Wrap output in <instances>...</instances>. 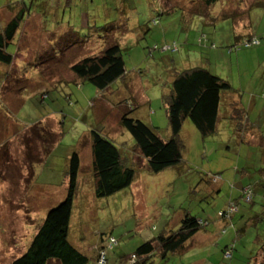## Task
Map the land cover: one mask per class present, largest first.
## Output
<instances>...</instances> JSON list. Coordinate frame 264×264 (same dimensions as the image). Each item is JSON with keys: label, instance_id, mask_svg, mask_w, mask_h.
Masks as SVG:
<instances>
[{"label": "rangeland", "instance_id": "rangeland-1", "mask_svg": "<svg viewBox=\"0 0 264 264\" xmlns=\"http://www.w3.org/2000/svg\"><path fill=\"white\" fill-rule=\"evenodd\" d=\"M11 1L16 0H0V6ZM24 1L30 8L29 15L37 17L29 23L26 41L30 50L26 56H30L32 64L26 70L33 67V75L36 69L43 70L48 78L41 82L46 86L42 90L36 89L39 82L32 75L17 81V92L22 93L23 101L18 100L14 115L23 123L47 120L48 127L55 131L45 136L48 154L42 160V155H35L40 138L34 129L27 139L32 145L33 157L30 156L35 175L31 191L23 189L25 176L21 163L4 162L8 157H3L5 170L10 171V167L14 170L10 175L14 188H0V264H10L28 247L42 219L40 208L36 209L40 203L51 208L64 198L67 163L73 151L82 158L81 165L84 162L81 184L86 189L79 194L80 198L76 192L80 210L77 207L73 222L76 220L80 233L69 232L68 239L89 256L88 264L97 259V250L103 242L100 236L116 240L114 246L105 248L104 264H264L262 251L254 258L264 236L257 245L253 242L257 233L264 232V221L246 227L245 234L235 239V229L243 226L248 217H241L238 223V213L231 223L215 231L219 211H225L230 201L238 197L228 171L224 170L225 163L235 159L238 150L231 126L226 127L221 115L217 132L207 137H202L185 119L179 132L181 161L158 173L147 170L131 135L119 124L121 114L129 112L153 127L161 138H168L171 133L163 99L170 91L174 73L195 66L206 67L226 80L231 89L222 94L241 97L246 107H249L247 98L256 91L264 97V7L253 6L242 18L234 5L230 11L234 15H220L226 5L224 0H219L213 6L216 12L209 15L200 14L194 0H68V4L67 0ZM44 2L55 12L44 13L39 8ZM105 24L113 27L110 34L109 28H101ZM249 37L257 39V43L245 46ZM110 38L118 39L122 49L124 75L102 90L89 81L76 80L70 66L100 52ZM15 49L10 44L7 51L15 54ZM27 81L30 86L22 87ZM259 123L264 125V115ZM91 129L110 138L135 168L129 187L103 198L88 192L92 178L87 175L89 165L85 162L91 158ZM222 134L232 137L229 144L227 139H220ZM252 149L258 158V147ZM213 185L221 190L211 192ZM238 198L241 209L249 215L264 206V193L253 194L251 207V202L241 195ZM183 211L198 219L209 217L211 230L220 236L218 251L214 244H193L164 259L155 255L145 263L129 260L142 242L165 228L176 230ZM226 243L235 245L230 258L224 255L228 245L220 248Z\"/></svg>", "mask_w": 264, "mask_h": 264}, {"label": "trees", "instance_id": "trees-1", "mask_svg": "<svg viewBox=\"0 0 264 264\" xmlns=\"http://www.w3.org/2000/svg\"><path fill=\"white\" fill-rule=\"evenodd\" d=\"M194 1H197V3L195 2L196 8L200 14L209 15L210 12H216V10L213 11V6L219 0ZM224 1L226 5L220 11V15L224 14V16L234 15L235 12H230L233 10V5L241 11L242 18L245 17L244 14L249 8L253 6L264 7V0ZM21 11L0 28V62L2 63L8 64L12 61L13 55L7 49L10 44L14 43L23 23V15L26 12ZM110 24L101 27L103 30L109 28V34L113 28ZM74 37L77 35L75 34ZM255 41L257 39L249 37L244 45L250 46ZM70 70L75 75L76 80L89 81L100 90L106 88L111 82L124 75L122 49L118 39L112 40L110 38L109 43L106 42L105 47L100 52L77 60L70 66ZM230 89L231 86L226 80L211 73L206 67L185 68L174 73L170 91L163 99L171 133L168 138H161L153 127L130 116L129 112L121 114L119 124L131 135L135 148L146 161L147 170L151 173H158L177 165L181 161L182 145L179 132L185 119L194 125L202 137L216 133L220 96L221 93ZM231 106V118L237 119L236 121L239 123L237 128L240 127V122L247 126L249 121L246 119L244 109L237 104H231ZM252 128L253 125L247 129L251 130ZM90 139L91 171L95 197H107L129 187L135 177V168L128 163L125 154L110 138L97 129L90 130ZM79 168V154L77 151H73L67 163L64 198L46 211L26 250L14 257L10 264H88L89 256L74 247L68 239L69 224L73 215V205L78 186ZM251 188L254 194V189L252 186ZM230 202L238 205L234 199ZM261 215L260 219L254 222L255 225L264 220V210ZM220 218L225 219L223 216ZM204 224L203 219L199 220L189 212L183 211V217L176 230L160 232L157 236L142 242L135 248L132 254L136 255V259L132 263H145L155 255L163 259L166 258L169 254L182 249L185 242ZM258 239H260L259 236ZM101 241L103 242H101L100 247H104L105 239L103 240L102 236ZM261 249H264V244ZM232 250L233 246L231 247V254Z\"/></svg>", "mask_w": 264, "mask_h": 264}, {"label": "crops", "instance_id": "crops-1", "mask_svg": "<svg viewBox=\"0 0 264 264\" xmlns=\"http://www.w3.org/2000/svg\"><path fill=\"white\" fill-rule=\"evenodd\" d=\"M17 1V0H16ZM11 1L7 2L5 5L0 6V28L14 15H16L18 12H23L25 11L26 18L23 15V23L21 24V27L15 37L14 44L15 45V50L17 53L13 54L12 61L10 63H2L0 62V151L1 153V159H0V188H6V189H12L14 186L12 185V182H10V175L13 173L12 171L13 168L10 167L9 170H5L6 167L3 166V157H8L4 160V162L8 161L12 163H21V168L23 170L24 174V185L23 189L31 191L32 189V184H33V177L35 176L33 173V163H32V158L33 154L32 152L30 153V150L32 148V145L27 141V139L32 136V131L34 129L35 134L40 138V143H38V148H36L35 155H42L41 160L45 157H47L48 151V143L45 140L46 134L48 135L49 131H55L54 128L51 129V127H48V122L47 120H38L36 122L32 123H23L19 120H17L16 116L14 115V110L17 108V102L18 100L23 101V97H21L22 93H18V83L17 81L20 79H27L28 76L32 75L34 76L38 82L39 86L36 87L37 90H42L46 86L43 85L41 82H46L47 81V75L43 73V70L36 69L33 75V67L30 69V71L26 70V66H29L32 64V61L29 56L27 58L26 54L30 50L28 45L29 41H26L27 38L30 35L29 31V23L32 18H37L36 16H30V8L25 5V1ZM16 2V3H14ZM45 5H42L41 3L39 4V8L45 13H54L55 11L53 10L52 7L46 6V2H44ZM69 1L67 0L66 4H68ZM38 2L34 3V5H37ZM32 9V8H31ZM37 10V8H36ZM30 86L29 81H27L22 87ZM24 92V91H23ZM257 93L251 94L247 100L248 106L246 107V103H244L243 99L241 97H233L231 95H228V93L222 94L220 96V103H219V112L218 115L224 118L226 120L225 125L226 127L229 128L231 126L232 134L234 135L233 138H235V143L237 146V155L235 159L229 157V159L225 164L226 167L224 170L228 171L229 176L231 177V182L233 185H235V193L238 194V197L242 190V188L246 185H251L254 189V194L255 193H264V125L263 123H259V118L264 115V97L259 95L258 91ZM221 103L223 104V111L221 112ZM231 104H237L238 106L242 107L245 111L246 119L249 121V124L245 126L243 122H240V127L237 128V119L234 120L231 118ZM256 107H259L257 110V113H254L253 111L255 110ZM19 121V122H18ZM51 124V123H50ZM219 124V123H218ZM52 125V124H51ZM251 125H253V128L251 130H248ZM34 127V128H33ZM248 128V129H247ZM218 130V128H217ZM216 130V132H217ZM230 136H224L223 134L220 135V139L224 141V139H227V144L231 141ZM49 142V141H48ZM53 144V143H52ZM51 144V145H52ZM89 145V138L87 139V148ZM253 146L258 147V158L253 154ZM226 147H229V145H226ZM245 154L242 156V149L245 148ZM41 148V149H40ZM37 152V153H36ZM40 152V154H38ZM17 154L19 157H17ZM31 155V156H30ZM224 158V159H226ZM82 160V158H80ZM81 160H80V168L78 172V188H77V197H79V194H81L83 191H85L86 188L82 187L84 185L81 184L82 180V165L84 162L82 161L81 165ZM128 161L130 159L128 158ZM132 161V160H131ZM10 164V163H9ZM89 165V168L87 167L86 169L88 170L89 175L92 178V171H91V158L89 157L88 161L85 162V165ZM226 179L222 180L223 182ZM91 187V188H90ZM66 189V186H65ZM205 192H207L205 189H203ZM221 189L213 185V189L211 192L217 193ZM27 191V192H28ZM94 193V183H93V178L91 184L88 186V192ZM29 194V193H27ZM30 195V194H29ZM94 195V194H93ZM235 197L233 198L236 200V202L239 204V198ZM45 199H48V196L45 193ZM79 199L74 200V205H73V214L77 216L78 211L77 207H79L80 203L78 202ZM29 202L31 203L30 199ZM254 203V200L249 204L251 207V204ZM32 204V203H31ZM44 204L40 203L39 207L36 209L40 208L39 211L41 213L42 218L44 217L46 211L49 209L48 205L46 204L45 207ZM242 205H238L237 213L235 212L228 220L222 219L219 217L220 220H215V231L217 230L219 232V226L223 224H228L231 223L233 218L236 217L238 213L239 216L237 217L238 223L239 221H242L241 217L247 215V220L243 224V226L236 228L235 229V239L240 238V236L245 234V228L252 225L254 222L260 219L262 216V212L264 210V206L262 207L261 210L258 212H255L252 215H249L246 210L241 209ZM88 207V206H87ZM80 210V207H79ZM253 210V209H251ZM250 210V211H251ZM220 212V211H219ZM80 217V216H79ZM255 217V218H253ZM258 219H257V218ZM203 218H199L201 220ZM42 220V219H41ZM181 220V219H180ZM205 224L202 226L201 229L196 231L184 244V247L186 245H193V244H203V243H209L214 244V248H216V251H218V244L220 242V236L217 235V233H213L211 230L212 226L210 225L209 217L206 216L204 219ZM264 220H262L263 222ZM41 222V221H40ZM261 222V221H259ZM259 222L257 224H259ZM234 222V226H235ZM256 224V225H257ZM255 225V226H256ZM165 228L162 230L164 231H169L172 229ZM69 232L74 233V234H79L80 229L77 227V222H73V215L69 224ZM73 236V235H72ZM258 236L260 239L264 236V232L257 233L254 236L253 242L257 245L259 241ZM103 240L106 239L107 237L103 236ZM99 240L101 241V236L99 237ZM263 241L260 242V245L263 246L264 244V239ZM228 244L226 243L223 247H220L221 250L225 248ZM95 246V245H94ZM93 246V248H94ZM228 246H233L232 252L235 251V245H228ZM183 247V248H184ZM182 248V249H183ZM177 250V251H181ZM264 249H261L259 247L256 255L254 258L258 255L260 251H263ZM175 251V252H177ZM173 252V253H175ZM172 254V253H171ZM91 264H94V262H91Z\"/></svg>", "mask_w": 264, "mask_h": 264}, {"label": "built area", "instance_id": "built-area-1", "mask_svg": "<svg viewBox=\"0 0 264 264\" xmlns=\"http://www.w3.org/2000/svg\"><path fill=\"white\" fill-rule=\"evenodd\" d=\"M242 193H241V198L247 202H250L252 200L253 197V193H252V188L250 185H246L242 188ZM237 207L234 204V202H230L228 208L225 211H220L219 215L223 216V217H228L232 212L236 211ZM201 222V221H199ZM203 224V222H202ZM104 247H100L97 250V259H96V264H104L106 262V252H105V248H111L112 246H114L116 244V240L111 237L108 236L105 241H104ZM231 247L229 246L225 249L224 251V255L226 257H231ZM136 259V255L135 254H131V256L129 257V260L131 262H134V260Z\"/></svg>", "mask_w": 264, "mask_h": 264}, {"label": "clouds", "instance_id": "clouds-1", "mask_svg": "<svg viewBox=\"0 0 264 264\" xmlns=\"http://www.w3.org/2000/svg\"><path fill=\"white\" fill-rule=\"evenodd\" d=\"M108 237V236H107Z\"/></svg>", "mask_w": 264, "mask_h": 264}]
</instances>
